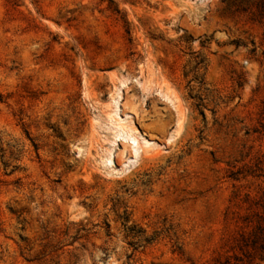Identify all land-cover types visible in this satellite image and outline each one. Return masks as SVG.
Wrapping results in <instances>:
<instances>
[{
	"label": "rangeland",
	"instance_id": "obj_1",
	"mask_svg": "<svg viewBox=\"0 0 264 264\" xmlns=\"http://www.w3.org/2000/svg\"><path fill=\"white\" fill-rule=\"evenodd\" d=\"M262 192L264 0H0V264H217Z\"/></svg>",
	"mask_w": 264,
	"mask_h": 264
},
{
	"label": "trees",
	"instance_id": "obj_2",
	"mask_svg": "<svg viewBox=\"0 0 264 264\" xmlns=\"http://www.w3.org/2000/svg\"><path fill=\"white\" fill-rule=\"evenodd\" d=\"M246 198L249 199V195ZM239 223L229 245L231 254L218 258L217 264H252L257 255L264 257V192L255 196Z\"/></svg>",
	"mask_w": 264,
	"mask_h": 264
},
{
	"label": "bare ground",
	"instance_id": "obj_3",
	"mask_svg": "<svg viewBox=\"0 0 264 264\" xmlns=\"http://www.w3.org/2000/svg\"><path fill=\"white\" fill-rule=\"evenodd\" d=\"M123 83L124 81H121V84ZM160 94L162 98L170 106H172L176 112L175 128L173 132L171 133V135L168 137V139L165 141L167 143L169 142V140L176 138L181 133L185 115L183 114V111L179 105L178 98L174 94H172L168 90H165V91L160 90ZM131 112H133V109L131 110L125 109L122 112V114L118 115V113L114 109V106L111 105L110 110L104 116L105 123H103L104 121H102L100 118L96 119L97 122L101 124V127L104 130H111L117 135L120 134L121 132H126L128 134L133 135L132 141H130L129 143L130 154L125 159L121 160V162L117 166L110 168L111 172H114L117 174L129 170L130 162L135 161L137 158L141 157L139 151L133 148L134 142L138 139V135H140V133L138 132V129L136 128L134 124H132L131 122L125 121V119L123 118V117H128ZM143 139H144V142L141 145L142 152L145 153L147 151H151L155 147V145H151L150 140H147L145 137ZM108 153H109V157H111L110 150L108 151Z\"/></svg>",
	"mask_w": 264,
	"mask_h": 264
}]
</instances>
